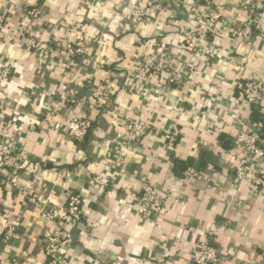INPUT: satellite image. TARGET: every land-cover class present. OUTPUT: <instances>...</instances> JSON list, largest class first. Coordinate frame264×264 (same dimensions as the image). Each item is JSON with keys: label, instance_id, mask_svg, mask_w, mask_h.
<instances>
[{"label": "crops", "instance_id": "1", "mask_svg": "<svg viewBox=\"0 0 264 264\" xmlns=\"http://www.w3.org/2000/svg\"><path fill=\"white\" fill-rule=\"evenodd\" d=\"M119 1L0 0V117L10 121L26 155L0 174V206L16 223V236L0 240V264H46L41 233L47 223L7 178L20 187L34 179V194L50 206H63L70 193L82 198V218L70 228L73 243L62 253L63 264H188L200 241L216 248L217 264H264V193L249 178L236 179L243 151L233 143L250 123H259L264 135L263 110L239 103L236 87L264 79V0H211L219 19L195 49L184 37L194 23L185 5L170 4L164 13L147 4L146 21L132 25L126 17L137 0L114 13ZM33 7L41 11L37 20L25 13ZM250 20L249 34L239 35ZM71 26L87 41L76 68L66 67L64 51L74 39ZM43 46L50 49L47 60L39 56ZM158 47L170 63L186 65L182 83H166L164 71L147 83L133 80L136 60ZM104 79L109 91L94 104L90 91ZM69 97L75 103L66 102ZM48 106L57 127L40 125ZM75 115L92 124L80 141L64 134ZM139 121L142 136L126 146V124ZM174 130L169 145L163 135ZM174 159L201 168L211 163L217 186L182 181ZM62 170L69 176L61 177ZM143 181L161 200V209L148 215L133 199Z\"/></svg>", "mask_w": 264, "mask_h": 264}, {"label": "built area", "instance_id": "2", "mask_svg": "<svg viewBox=\"0 0 264 264\" xmlns=\"http://www.w3.org/2000/svg\"><path fill=\"white\" fill-rule=\"evenodd\" d=\"M128 0H120L113 7L114 13L122 11ZM147 4H153L161 9V12H166L170 4L185 5L188 13L192 16L194 23L191 28L184 33L185 39L189 45L194 49L197 47L199 40H205L211 32L216 21L219 19V11L211 0H194L187 4L184 0H137L132 7L126 20L132 25L141 24L146 21ZM255 7L259 8L260 3L257 2ZM28 18L37 20L41 11L38 7H33L26 10ZM172 14V11H169ZM254 21L250 20L246 29L239 31V35L247 36L249 34V25ZM3 25V18L0 16V27ZM119 28L124 27L123 20L120 21ZM21 34H29L26 27L17 26L16 28ZM70 33L74 35L72 41H67L64 45V51L68 55L66 63L67 68H76L79 63L78 60L84 57L87 50V41L85 37L77 33L74 26L69 28ZM13 39H17L15 35ZM261 38L264 41V30L261 32ZM32 47H37L35 44ZM50 55L48 46H43L40 49V58L47 60ZM186 65L182 63H170L166 52L158 47L150 53L141 55L136 60V66L132 73L134 81L140 83H147L151 75L166 72L165 82L169 84H180L184 79ZM9 70L3 69L2 75L8 76ZM239 103L255 105L260 107L264 112V79H245L236 84ZM109 91L108 80L104 79L97 84L89 94V99L95 104ZM68 103H75L74 97L66 99ZM5 109V101L0 99V114ZM55 110L48 106L44 109L40 119V125L43 128L57 127L54 124ZM92 124L91 120L86 116L75 115L72 116L65 128L64 134L71 140H82L90 130ZM144 123L133 122L125 126L126 146H131L143 134ZM164 140L171 145L177 138V132L167 131L163 135ZM233 143L236 148L243 151V158L235 166V174L237 180H242L245 177L249 178V184L252 188L264 193V135L261 131L259 123H250L245 129L239 131L233 137ZM117 160L120 155H114ZM26 159L25 153L22 151L20 145L15 140L11 123L9 120L0 117V174L4 175L7 171L15 168L20 162ZM4 173V174H3ZM69 170L60 171L61 177H68ZM214 166L207 163L201 169L188 166L179 175L182 181L189 182L192 180H203L207 183L208 188H214L217 183L214 181ZM96 183H100V176L93 178ZM16 188L17 193L30 205L38 214L45 220L47 225L42 229V243L43 252L46 258V264H63L62 253L68 249L73 243V237L70 233V228L78 223L83 214L82 198L75 193H70L63 206H50L48 198H40L34 194V179L28 181L25 187H20L16 182L7 178V182ZM134 202L138 210L148 215L157 212L161 209V200L157 190L149 182L143 181L139 192L134 196ZM16 223L9 222L5 219L0 206V240L11 241L15 236ZM86 241L83 246H86ZM218 253L216 248L208 241H200L195 244L191 254V259L188 264H217Z\"/></svg>", "mask_w": 264, "mask_h": 264}, {"label": "trees", "instance_id": "3", "mask_svg": "<svg viewBox=\"0 0 264 264\" xmlns=\"http://www.w3.org/2000/svg\"><path fill=\"white\" fill-rule=\"evenodd\" d=\"M85 138V137H84ZM225 140V136H220V141L223 142ZM223 144V143H222ZM225 145V144H224ZM173 163V169L175 171V173L177 175H180L182 173V171L187 168L188 166H192L194 168H197V169H200L202 167V165H193V163L191 161H188V162H182V161H179L177 159H174L172 161ZM212 245V244H211Z\"/></svg>", "mask_w": 264, "mask_h": 264}, {"label": "water", "instance_id": "4", "mask_svg": "<svg viewBox=\"0 0 264 264\" xmlns=\"http://www.w3.org/2000/svg\"><path fill=\"white\" fill-rule=\"evenodd\" d=\"M261 117H255V119H260Z\"/></svg>", "mask_w": 264, "mask_h": 264}]
</instances>
